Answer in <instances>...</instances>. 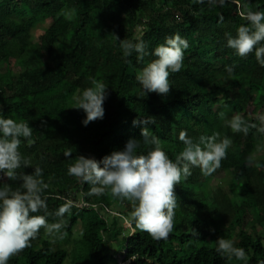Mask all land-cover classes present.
Segmentation results:
<instances>
[{"label":"trees","instance_id":"1","mask_svg":"<svg viewBox=\"0 0 264 264\" xmlns=\"http://www.w3.org/2000/svg\"><path fill=\"white\" fill-rule=\"evenodd\" d=\"M248 11H264V0H0V110L33 128L32 142L22 138L19 148L31 164L16 171L42 169L49 223L62 219L65 234L54 240L41 228L8 264H264V235L257 231L264 229V158H254L264 144V123L255 116L264 108V66L255 48L241 57L226 39L249 24ZM174 34L189 45L183 67L170 74L167 95L145 94L137 72ZM117 38L143 42L149 55L137 61L134 53L126 63ZM92 77L106 87L105 116L84 127L85 114L75 108ZM237 114L247 132L226 126ZM149 117L154 123L133 124ZM144 126L173 160L184 148L182 131L194 141L215 134L232 141L214 173L194 167L175 185L178 206L166 239L136 228L131 201L110 189L89 195V183L68 175L79 155L100 160L130 138L146 155L152 146L142 140ZM21 183L0 174V184L13 190ZM65 203L69 212L58 218ZM221 237L244 248L247 260L221 257L215 244Z\"/></svg>","mask_w":264,"mask_h":264},{"label":"clouds","instance_id":"2","mask_svg":"<svg viewBox=\"0 0 264 264\" xmlns=\"http://www.w3.org/2000/svg\"><path fill=\"white\" fill-rule=\"evenodd\" d=\"M246 19L249 24L241 25L235 37L226 33L227 47L241 57L247 56L255 48L256 59L264 66V45H261L264 41V11H248ZM119 46L122 58L129 64L131 61L128 58L134 53L137 61L149 55L143 42L124 39L119 40ZM188 47L187 40L179 34L166 37L164 43L155 47L150 54L156 59L147 63L136 75L145 94L164 96L170 92L169 76L183 67L184 53ZM226 71L231 74L232 68L227 67ZM89 79L92 86L82 91L75 108L83 110L85 114L81 121L84 127L104 118L107 99L105 85L94 77ZM138 123L147 125L154 123V119L149 117L147 120L133 121L134 125ZM225 124L234 132L248 131L239 114L226 120ZM259 131L264 133V127ZM32 135L33 128L29 123L18 122L0 110V174L22 182L16 190L10 184H0V264H8L11 255L29 247L41 228L54 240L63 239L65 235L61 233L62 219L49 223L47 200L43 196L48 185L42 179V169L35 167L32 174H18L16 171L31 164L29 159L22 156L19 148L22 138L31 143ZM141 136L144 144L152 146L146 155L137 154L140 140L130 138L122 150L112 151L100 160L94 156L79 155L75 163L68 167V175L89 183V195H102L106 189H110L113 197L131 201V215L136 228L154 239H166L174 227V210L178 206L175 185L180 184L182 178L187 179L194 167H199L204 175L214 173L226 158L232 141L227 136L219 139V134L200 136L198 141H194L182 131L179 139L184 148L173 160L169 158L161 140L152 135L148 127L141 128ZM65 156H71V153H65ZM69 209L70 203H65L55 215L62 218ZM41 211L45 214L33 215ZM215 244L216 252L227 261L247 260L245 249L236 247L234 241L221 237ZM129 259L136 261L137 255L133 254Z\"/></svg>","mask_w":264,"mask_h":264},{"label":"rangeland","instance_id":"3","mask_svg":"<svg viewBox=\"0 0 264 264\" xmlns=\"http://www.w3.org/2000/svg\"><path fill=\"white\" fill-rule=\"evenodd\" d=\"M250 110H252V109H250ZM260 111H261V113H260L259 115L256 114L255 116L258 117V118H260V120L264 123V108L261 109ZM255 116H254V117H255ZM259 157L264 158V144H263V149H262L261 151L257 152L256 154H254V158H259ZM254 161H256V159H254ZM251 162H252V161H251ZM226 177H227V179H230V176H229V175H227ZM219 180H222V177H220ZM225 189L227 190V187H226V186H225ZM115 215L117 216V214H115ZM118 219H119V225H123V226H125L126 228L129 227V224H130V223H128V221H126L125 219H123V218H121V217H119ZM257 229H258L257 231H258L260 234L264 235V229H261V228H257ZM120 240H121V239H116V240H114V241L112 242L113 251H115V250L118 249V246H119V244H120ZM235 243H236V242H235Z\"/></svg>","mask_w":264,"mask_h":264}]
</instances>
